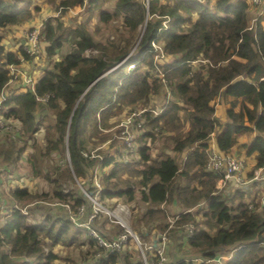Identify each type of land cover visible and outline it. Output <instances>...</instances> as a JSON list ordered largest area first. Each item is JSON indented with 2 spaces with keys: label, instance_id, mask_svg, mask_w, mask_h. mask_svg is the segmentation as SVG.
<instances>
[{
  "label": "trees",
  "instance_id": "1",
  "mask_svg": "<svg viewBox=\"0 0 264 264\" xmlns=\"http://www.w3.org/2000/svg\"><path fill=\"white\" fill-rule=\"evenodd\" d=\"M35 1L0 0V31L32 22L40 10ZM45 1L57 14L88 3L90 11L98 12L101 23L120 18L128 36L119 37L117 44L114 39L103 44L85 25L63 26L57 18L45 21L46 57H54L64 45L68 48L42 72L33 92L25 87V91L8 94L3 104L4 117L20 122L23 134L30 137L41 124L46 128L45 148L26 163L30 178L38 179L41 191L33 193L19 186L10 189L19 207L11 210L0 228V246L10 249L9 256L0 252V264H21L22 257L32 264L55 263L58 256L46 249L44 239L50 248L74 247L83 253L86 246L83 254L99 253V257L90 258L91 264H132V257L125 252L109 253L97 247L88 230L74 225L61 206L68 204L76 210L84 205L85 216L79 221L85 220L90 201L80 189L66 191L59 179L68 172L74 184L87 181L95 166L101 171L99 201L149 205L132 222L144 240L147 228L155 226L159 232L168 229L167 207L175 203L186 210L202 204L199 211L178 215L170 229L193 226L187 244L199 260L226 255L225 264H264V204L259 200L246 203L245 195L238 191L228 205L222 190L216 189L220 175L205 170L211 137L219 151L229 152L246 135L252 136L250 143L243 145L246 155L254 160L252 170L264 167V16L250 24L251 6L246 0H215L213 4L211 0H149L148 6L144 0H114L112 13L103 10L112 0ZM2 41L0 33V94H7L9 67L30 56L22 48L7 52ZM154 43L160 47L155 49ZM160 55L169 61L158 64L155 59ZM194 61L199 63L196 67ZM131 64H135L134 70L129 69ZM161 89L168 90L172 99L157 116L150 111L144 114L146 129L135 141L138 156L122 160L125 144L103 130L111 128L116 117L131 105L155 107L152 98ZM46 94L53 96L48 103L36 102V96ZM216 98L227 106L224 123L215 116ZM45 114L52 116L47 124L43 122ZM160 123L163 128L158 133L164 145L152 157L151 149L161 137H155ZM108 141L107 152L101 147ZM0 143L4 163L16 168L21 149L14 142L6 144L5 139ZM90 148L97 149L98 157H84ZM166 150H171V155H166ZM55 156L57 162L52 159V164L40 166L44 159ZM66 156L68 166L63 171L59 162ZM86 183V191L93 194L94 188ZM35 202L58 203L49 206L60 212L36 209L38 204L28 207ZM35 209L41 211L39 216H35ZM114 227L102 216L90 225L101 235L111 232L110 237L103 235L107 239L117 235ZM140 258L138 253L135 264H140ZM175 264L196 263L181 260Z\"/></svg>",
  "mask_w": 264,
  "mask_h": 264
},
{
  "label": "rangeland",
  "instance_id": "2",
  "mask_svg": "<svg viewBox=\"0 0 264 264\" xmlns=\"http://www.w3.org/2000/svg\"><path fill=\"white\" fill-rule=\"evenodd\" d=\"M45 2H46L45 0H36L35 1V3L37 5H39L40 10L38 13H36L33 16L31 23L28 21L27 23H24L21 26L13 27L11 29L9 28L5 31H0V33L3 36L2 44L4 45V48L6 49L7 52L14 53V52H17L18 49L20 48L21 41L24 38L23 33H25L26 30L32 31V29L34 30V28H36L38 30V33H39L38 53H39L40 49L43 52V54H41V55H40V53L39 54L38 53L33 54L37 58L33 57L31 54L32 57L30 56L29 60L20 64L19 69L22 72H25V76H26L25 80L26 81L24 83L22 81L24 79L20 78L18 82L9 84V86L7 87V89H8L7 94L5 93L6 97L8 96V94L19 93V92L23 91L25 88V85L29 86V85H27V83L29 81H30L29 84H31L32 81L33 82L38 81L42 72L46 68H51L52 63L59 59V57L61 56V53L62 54L64 53V48L65 47L68 48L67 45H64L65 47H63L61 52H59L57 55H55L54 57L49 58V59L46 57L45 49L48 46V43L45 41V36L43 34L46 20L57 18L58 21L63 26L66 25L68 27L69 26L76 27L80 24L85 25L88 28L89 32L94 34V38L96 40H98L99 42L101 41L103 44H109L108 42H111L113 39H114L115 44H117L116 41H118L119 37H122V36L127 37L128 36L126 29L122 26V22H121L120 18L114 19L110 24L101 23L99 21L98 12L95 10L90 11L88 3H85L84 6H82L81 8H75V9L68 10L64 14H59V13L57 14L53 11L54 7L51 6L50 4L46 5ZM113 9H114V0L108 2L103 7V10L108 12V13H112ZM250 9L251 10L248 13V15H249L248 22L250 24L254 23L257 20L258 16H264V12H260L259 8H252L251 7ZM262 24L264 26V20L262 21ZM97 28L99 29L98 32H96ZM154 46H156V48H157L156 43H154ZM25 50L27 51L26 47H25ZM29 53H31V52H29ZM160 54H161V52H160ZM155 60L157 61L158 64H162L165 61H169L168 58L164 59L163 57L160 59L157 57ZM198 64H199L198 62L192 63V65L194 67H196ZM135 67H136L135 64H131L129 69L134 70ZM171 99H172V97H171L170 93L168 92V90L166 91L164 89H161L158 96L157 97L153 96V98H152V100H153L152 106H155V107H147L146 110H150L153 108L152 110H154V113L158 114V112L160 113V110H162L163 107L166 105V103ZM221 103H222V100L220 98H216L213 102V105L215 107V116L217 117V119L219 120L220 123H224L226 120L225 109L227 106L225 104H223V106H222ZM141 112H143V107L141 104L129 106L124 111V113L122 115H120L119 117H116L117 119L114 118V120L116 119L117 122L114 123L111 128H109L108 130H103L104 134H107L109 132L108 134H110L111 137L117 139L120 143L125 144V147H126V143H125V137L126 136H132L134 138V140L136 141V139L138 138L137 136H139L140 132L142 130L146 129L144 123L142 124V129L140 132H139L140 129L133 128L131 125V122H132L131 116H133L134 114L135 115L141 114ZM154 113H153V116H155ZM42 116L45 117V121H43V122H45L46 124L52 118L51 115H47V114L42 115ZM128 119H130V122L128 121ZM138 123L141 124L140 121ZM40 126L41 127H39V128H40L41 132L38 133L35 136V138L33 137V135H31L29 137V136L23 134L16 141H14V144L18 145V147L21 149L20 157L25 163L27 162L29 157H31L32 155H35L37 153V150H43L45 148L44 133H45L46 125L41 124ZM162 128H163V123H160V125L156 129L157 134L155 137L157 139H158V134H159L158 132H160V129H162ZM37 129H38V127L36 128V130ZM0 136H1L0 141L5 139L6 144H8V140L5 137H2V134ZM159 137L160 138L158 140L155 139L156 140L155 145L152 148L154 152L157 149H160V147L164 145V138H162L161 133L159 134ZM251 139H252V136L246 135L238 143L237 148H239V149L241 148L242 152L244 150L246 151V149L244 148L243 145L250 143ZM212 140H214L213 137H211L209 143L213 142ZM2 143H4V141H2ZM108 144H109V141L107 143H105V145L101 148L105 149V151L108 152L109 150L106 149ZM86 154H93V155L98 157L96 148L88 149V151H86ZM155 154H156V152H155ZM165 154L171 155V150H166ZM238 154H241V153L238 152ZM0 157H1V155H0ZM182 158H183V154L181 155V159ZM52 159L56 160V162L58 161L56 156L53 158H48V159L46 158L42 161V163H40V166L44 167L47 164H52V162H53ZM249 162L251 164L252 158H249ZM25 166H26V170H22V173H21L23 175L25 174V179L27 181V182H25V184H26L25 186H27L28 190H30L33 193L41 191V188L39 190L38 179H33V178L30 179V175H29V171H28L29 170L28 165L25 164L23 167H25ZM67 166H68V156H66V160L59 162V168L61 170H63L64 168H67ZM64 170H66V169H64ZM92 172H93L92 174H94V176L98 180V177L101 176V171H100L99 167L95 166L93 168ZM0 174H2L1 171H0ZM90 176H92L91 172L88 175V177H90ZM59 180L62 181V183H63L62 186H63V188L66 189V191L69 189H78V190L84 189V190H86V187L88 185L86 183L87 182L86 180L84 182H79L77 180L76 184L72 183L68 177V172L65 174H62ZM254 183H255V186L253 188H255L256 186L259 187V185H261L260 181H254ZM42 188L45 190H48L47 188H44V186ZM263 191L264 190H262L260 192L264 193ZM222 192L223 191H221V193ZM3 194L11 201V206H10V212H11V210L14 209V206H18V203L16 201L14 202L10 199L8 190L3 189ZM223 195L225 196V198L227 200V204L228 205L232 204L233 198L232 199L227 198V196L225 194H223ZM115 201L117 203H122V204L127 205V203L119 201V200H107V201L104 200L103 202H104L106 208H108L109 210H113L117 204ZM34 204H38V206H43L44 208H48L49 210L52 209V211L54 210L56 212H60L59 209L49 206V204H51V206H57L58 203L35 202V203L28 205V207H30L31 205H34ZM130 206H132L131 214L129 217V221H131V224H132L133 219L136 215L142 214L147 208H149L148 204L141 203L140 201H137V203L130 204ZM194 209H195V211H199L200 207L197 206ZM180 212H181V208L178 205L171 207V209L169 210V219H170L169 221L170 222L174 221L176 219V217L178 215H180ZM9 216H10V214L5 217V222ZM198 217H199V215L196 214V219ZM111 226H115L114 227V229H115L114 233H117V231H119V229L116 225H111ZM132 230H134L133 227H132ZM107 234H108V237H110L109 234H111V232H108V233L103 234V235H107ZM43 244L48 251H51L58 256V260H56L55 263H53V264H88V263L91 264V261H90L91 256L90 255L87 256V255L81 253L80 249H76L74 247H69L66 249L65 247H62L60 245H57L53 248H50V243L47 241V239H44ZM4 247L7 250V254H9L10 249L8 247H6L5 245H4ZM185 252H186V254H183L184 259H187L189 257H193V255L196 254L195 251L189 250V249L186 250ZM137 257L138 256L136 254L132 255V258L129 261L133 262L137 259ZM137 262H138V259H137ZM118 264H126V262H120L119 261Z\"/></svg>",
  "mask_w": 264,
  "mask_h": 264
},
{
  "label": "built area",
  "instance_id": "3",
  "mask_svg": "<svg viewBox=\"0 0 264 264\" xmlns=\"http://www.w3.org/2000/svg\"><path fill=\"white\" fill-rule=\"evenodd\" d=\"M185 1H191V0H185ZM197 2H205V0H192ZM247 3L252 8H259L261 11L264 10V0H246ZM149 0H144L145 6H148ZM166 22H164L165 25ZM23 39L20 44V48L24 52H26L29 56L36 57L33 54L38 53V38L39 33L36 28L34 30H26L25 33H23ZM43 38V37H42ZM27 48V51L25 50V47ZM152 46L155 49H158L160 46L157 44ZM31 52V53H29ZM40 55L43 54V52L39 51ZM38 53V54H39ZM31 56V57H32ZM37 58V57H36ZM162 58V55L159 56V59ZM197 61H194L192 63H195ZM23 63V62H22ZM19 66H10L9 71L11 78L7 84V86L11 83H16L19 81L20 78L24 79L22 80L25 83V72H22L19 69ZM32 80V79H31ZM30 81L27 83L26 88H29L31 92H33V86L34 82L32 81L31 84H29ZM25 91V88L24 90ZM52 94H46L43 96L35 97V100L37 103L40 104H46L49 102V100L52 98ZM7 101L6 94L4 91L0 94V135H6V139L10 142L16 141L21 135H23V126L20 122L13 120V119H6L2 113L3 110V104ZM142 111V110H141ZM152 112L154 113V110H146L143 109V112L141 114L133 115L131 116V125L133 128L140 129L139 132L142 129V124L145 121L144 114L146 112ZM162 110H160L161 112ZM158 114H160L158 112ZM157 113H154L155 116L158 115ZM134 117V118H133ZM140 121L141 124L138 122ZM130 122V119H128ZM41 127V126H39ZM33 132V137L40 133V128ZM125 127V126H124ZM127 134V133H126ZM45 136V133H44ZM1 137V136H0ZM45 138V137H44ZM151 142V141H150ZM150 142L148 140L147 145H150ZM125 151L121 156V159L124 161H130L135 159L138 156V152L136 150V142L132 136H126L125 137ZM188 151H185L183 153V160L185 159L186 153ZM153 154V153H152ZM206 155H207V161L205 164V170L210 171L212 173H217L220 175V179L218 180V190L223 188L224 185L232 180L235 182V184L239 186L246 185V183L254 182V181H263L264 180V167L256 170H252L254 167L251 166L249 162V158L237 155L235 153H231V150L229 152H221L217 149L214 142L209 143V146L206 149ZM85 158H95L96 156L93 154H84ZM252 163V162H251ZM252 172V177H249V174ZM3 180V177H0ZM87 182H89L92 187L94 188V193L90 194L86 190L81 189L83 192V195L88 198L90 201V211L87 214L84 221H79L81 218L85 216V207L84 205H80L76 210H72L70 205L68 204H61L62 208L65 209L67 212L68 218L70 221L80 227L85 228L88 230L89 235L96 240L97 247L104 250V252H130L129 249H134L140 254V264H167V247L169 244V230L173 227L174 221L168 223V229L163 232H156L154 235V239L152 241L145 242L139 234H137L134 230H132V224L131 221H129V217L131 214V208L129 205L117 203L116 201V207L113 210H109L105 207V204L103 201H99V195L101 193V185L99 184V181L97 178L93 175L92 177H88ZM23 188H27V186L24 185ZM4 189L6 187L4 186ZM9 197L12 201L15 202V200L10 196ZM107 201V200H105ZM262 205L264 204V197L261 200ZM203 205L200 204L199 207H202ZM18 208V206H14V209ZM24 211V210H22ZM99 216L105 217L107 220V223L110 225H116L119 228V231L115 237H111L107 239L105 236L97 233L95 230H92L90 228L91 223ZM183 232L186 234L187 238L191 237L193 235V226L192 225H185L182 228ZM261 246L264 248V241L261 243ZM10 255V252L8 256ZM99 253H96L94 257H99ZM219 258L212 260V261H202V260H195L194 262L196 264H211L218 262ZM29 260L26 257H22L21 264H28Z\"/></svg>",
  "mask_w": 264,
  "mask_h": 264
},
{
  "label": "crops",
  "instance_id": "4",
  "mask_svg": "<svg viewBox=\"0 0 264 264\" xmlns=\"http://www.w3.org/2000/svg\"><path fill=\"white\" fill-rule=\"evenodd\" d=\"M214 2H215V0H211V3L212 4ZM45 4L47 5L46 2H45ZM37 6L39 7V5H37ZM260 12H264V10L263 11L260 10ZM222 106H223V104H222ZM212 141L215 143V140H212ZM238 152H240L241 154H238ZM231 153H235L237 155L246 156V151L244 150L242 152V149L241 148L240 149L237 148V146L234 147L231 150ZM154 154H155V152L153 151V149H151V156L152 157H155ZM0 160H1L0 161V171L2 172V174H0V177H3V180L0 178V228H1V227L4 226V223H6L5 222V217L11 213L10 212L11 201L3 194L4 186L6 187V190L10 191V189L13 188V187L19 186V187L23 188L24 185H26L25 182H27V181L25 179V174L23 175L21 173H22V170H26V166L25 167H23V166L27 162L25 163L21 159V157H20V159H19L20 160L19 161L20 164L18 163L17 166H16V168H15L12 165L5 164L3 162L2 156L0 157ZM253 164H254V160L252 158L251 166H253ZM254 186H255V183L254 182H249V183H246V185L239 186V185L235 184L234 181L230 180V181H228L224 185L223 188L221 187L220 190L223 191L222 193L225 194L227 196V198H231L232 199L233 198V195L236 192L239 191V192H241V193H243L245 195L244 201L246 203H250V202H252V200H256V201L259 200V201H261L263 199V197H264V193L260 192V191L264 190V180L261 181V185H259V187L256 186L255 188H253ZM216 189H218V182L216 184ZM144 204H147V203H144ZM127 205H129V204H127ZM175 205H177V204L174 203L173 205L167 207V209L170 210L171 207H173ZM39 207L41 209L43 206H38L37 205V208L36 209H39ZM163 207L164 206L161 205V208H163ZM36 209H35V212H34L35 213V216L36 215L39 216L41 214V211L38 210V212H36ZM46 210L47 209H45V211ZM193 212H195V209L182 210V208H181L180 214L181 213H193ZM169 220L170 219H168V223L170 222ZM198 220L199 221H202L201 218H199ZM144 231H145L144 233H145L146 240L143 239V237L141 236L140 233H137V232L136 233L139 234L140 237L145 242L152 241L154 239V235L153 234H155L156 232H159L156 229L155 226H152L150 228H147ZM212 232H214V230H212ZM187 241H188V238H187L186 234L183 232L182 229L181 230H178V231H173V232H171L169 230V244H168V247H167V259H168V262L170 264L171 263L172 264H175V263H177V262H179L181 260H192V261L199 260V255H197V253L195 255H193V257H189L187 259H184L183 258V254H186L185 251L189 249L188 244H187ZM82 250H83V253H86L87 252L86 251L87 250L86 246H83L82 247ZM129 250H130V252H125V253L129 254L131 257H132V255H135V254L138 256V252L136 250H134V249H129ZM0 252L1 253H6L7 250H6V248L4 246L3 247L0 246ZM91 257H94V255L91 256ZM227 259H228V257L226 255H221V256H219V261L218 262L211 263V264H225V262H227ZM136 262H137V259L135 261L131 262V263L132 264H135ZM28 264H32L30 260H29Z\"/></svg>",
  "mask_w": 264,
  "mask_h": 264
}]
</instances>
